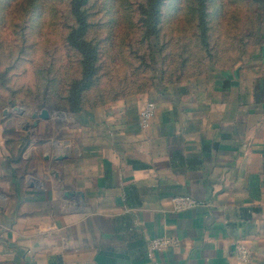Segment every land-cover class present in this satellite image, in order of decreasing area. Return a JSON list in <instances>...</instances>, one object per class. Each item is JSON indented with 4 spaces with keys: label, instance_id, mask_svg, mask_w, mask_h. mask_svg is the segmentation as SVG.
Returning <instances> with one entry per match:
<instances>
[{
    "label": "crops",
    "instance_id": "0c3cea01",
    "mask_svg": "<svg viewBox=\"0 0 264 264\" xmlns=\"http://www.w3.org/2000/svg\"><path fill=\"white\" fill-rule=\"evenodd\" d=\"M121 84L47 119L0 96V264H242L239 246L264 264V43ZM160 237L178 245L149 254Z\"/></svg>",
    "mask_w": 264,
    "mask_h": 264
},
{
    "label": "rangeland",
    "instance_id": "374dc122",
    "mask_svg": "<svg viewBox=\"0 0 264 264\" xmlns=\"http://www.w3.org/2000/svg\"><path fill=\"white\" fill-rule=\"evenodd\" d=\"M263 43L264 0H0V96L9 118L81 112L124 79L224 65Z\"/></svg>",
    "mask_w": 264,
    "mask_h": 264
},
{
    "label": "built area",
    "instance_id": "2783aa9c",
    "mask_svg": "<svg viewBox=\"0 0 264 264\" xmlns=\"http://www.w3.org/2000/svg\"><path fill=\"white\" fill-rule=\"evenodd\" d=\"M156 110L155 103L152 101L145 102L144 106L140 110L139 113V124L140 127L146 128L149 126V122L151 121ZM170 203L172 210L175 212H179L188 208H192L197 205L196 200L191 198L190 196H174L170 198ZM178 245L177 240L174 238L160 237L151 240L148 244V252L149 254L155 251H162L169 248L176 247ZM236 257L242 264H247L250 261V253L249 251L243 247L239 246L236 248Z\"/></svg>",
    "mask_w": 264,
    "mask_h": 264
},
{
    "label": "water",
    "instance_id": "95a60500",
    "mask_svg": "<svg viewBox=\"0 0 264 264\" xmlns=\"http://www.w3.org/2000/svg\"><path fill=\"white\" fill-rule=\"evenodd\" d=\"M37 116L42 118V119H47L48 118V112H47V110L43 109L39 115H34L33 117L35 118Z\"/></svg>",
    "mask_w": 264,
    "mask_h": 264
},
{
    "label": "trees",
    "instance_id": "16d2710c",
    "mask_svg": "<svg viewBox=\"0 0 264 264\" xmlns=\"http://www.w3.org/2000/svg\"><path fill=\"white\" fill-rule=\"evenodd\" d=\"M149 23H150V22H149ZM156 23H157V22H156ZM151 24H152V23H150V25H151ZM153 27H154V25H153ZM154 70H155V69H154ZM154 70H153V71H154ZM72 112H79V111H78V106H77V107H75V109H74V110H72Z\"/></svg>",
    "mask_w": 264,
    "mask_h": 264
}]
</instances>
